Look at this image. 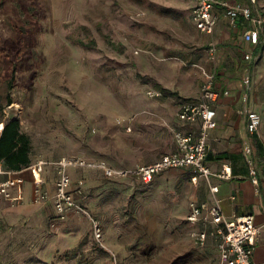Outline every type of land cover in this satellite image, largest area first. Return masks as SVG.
Masks as SVG:
<instances>
[{"label":"rangeland","instance_id":"obj_1","mask_svg":"<svg viewBox=\"0 0 264 264\" xmlns=\"http://www.w3.org/2000/svg\"><path fill=\"white\" fill-rule=\"evenodd\" d=\"M192 7V0H0V120L19 121L30 158L47 163L51 189L46 205L33 204L29 188L23 203L0 204V264H104L111 254L119 264H216L211 242L198 248L186 221L201 187L185 171L150 185L70 171L101 222L103 247L84 220H52L59 159L131 169L173 150L177 103L199 96L205 74L217 83L211 39L196 29ZM29 19L31 42L20 33ZM11 41L18 51L7 50ZM252 62L247 88L257 82L264 92V52ZM150 89L163 97L150 98Z\"/></svg>","mask_w":264,"mask_h":264},{"label":"built area","instance_id":"obj_2","mask_svg":"<svg viewBox=\"0 0 264 264\" xmlns=\"http://www.w3.org/2000/svg\"><path fill=\"white\" fill-rule=\"evenodd\" d=\"M192 2L191 20L199 32L206 35L213 34L217 23L213 9L219 5L224 12V17L231 25L239 19L249 24V28L243 33L244 42L252 46L260 43L264 29V5H261L259 0H249L247 5L227 0H192ZM217 51L216 44L210 41L207 53L212 61L216 60ZM249 59L250 55L246 54L245 60ZM246 83H248L247 79ZM148 96L159 99L163 97V94L157 90H150ZM218 97L219 94L214 89V75L205 74L199 97L193 101H182L177 112V118L180 121L188 124L198 123V133L193 135L175 130L173 132L175 151L151 164L123 169L111 167L101 160L82 158H61L55 162L54 170L57 180L54 186L53 209L57 221L65 222L72 216L84 220L89 224L94 241L103 247L101 222L89 212L85 205L87 194L83 182L78 181L77 186L71 189L70 169L96 171L110 180L131 178L143 185L150 184L157 175L165 171L187 169L191 172L192 184L197 185L200 180H204L210 194L209 202L188 204L186 221L200 227L196 229L194 243L203 247L208 236L216 238L217 264H257L252 261L259 235V228L255 224L254 217L241 215L227 219L217 196L219 189L210 182L211 178L229 179L230 168L225 167L219 172H212L206 165L209 133L216 128L214 105ZM246 118L248 134L251 136L257 134L261 127L260 116L253 111H248ZM4 124L5 120L0 121V136ZM46 167L47 163L40 156L35 157L28 167L20 171H6L0 163V176H6L4 181H0V202L15 206L22 201L19 191L23 183L21 175L24 173L29 174L33 186L32 203L40 205L49 202L50 195L43 187L45 184L43 172ZM250 174L251 183L257 186L258 179L255 172L251 171ZM104 264H119V261L115 255L111 254Z\"/></svg>","mask_w":264,"mask_h":264},{"label":"crops","instance_id":"obj_3","mask_svg":"<svg viewBox=\"0 0 264 264\" xmlns=\"http://www.w3.org/2000/svg\"><path fill=\"white\" fill-rule=\"evenodd\" d=\"M227 1L240 2L247 5L249 0ZM259 3L264 5V0H259ZM213 14L217 17L213 34L204 35L208 36L218 48L216 56V61L218 62L216 72L217 83H214V89L218 92L219 97L214 105L216 128L209 133L206 165L212 172H219L225 167L230 168L231 177L229 179L219 180L211 178L210 182L219 189L217 196L220 199L222 212L227 219L241 215H252L254 217L255 224L259 228V235L252 261L259 264L264 263V92L258 90L257 82L253 83L249 90L247 85L255 79L253 68L255 62L252 61L259 58L260 54L264 52V29L260 43L257 46H252L243 41V33L249 28L247 22L239 19L234 25H231L224 17V12L219 5L214 7ZM246 54L250 55L249 60H245ZM246 79L248 83H246ZM247 90L248 93L246 92ZM197 98L190 99V101ZM182 101L184 100L179 101L176 105V118L179 104ZM248 111L257 113L261 120L259 132L252 136L247 132L246 112ZM177 122L179 123V127L175 130H179L182 133L196 135L199 131L198 123L188 124L180 121L178 118ZM172 142L174 146L173 150L162 154L153 162L175 151L176 147L173 137ZM244 151L251 155L250 161L246 159ZM46 169L47 167L43 172L45 179L43 187L50 195L51 189H49V185L46 183ZM177 170L185 171L190 177V170L174 169L157 175L154 180L162 174ZM70 171L76 170L70 169L69 174ZM251 171H254L257 176V186L251 183ZM21 177L23 178V183L20 186L19 195L22 201L16 205L24 202L25 197L29 194V191L26 192L27 195L24 191L28 188L31 190L30 200L32 202L33 186L30 176L28 173H24ZM5 179L6 176H0V181H4ZM75 183L72 181L71 189L76 185ZM193 186L195 188L200 186L201 188L195 193L197 199L190 202L200 203L210 201L209 189L204 180H200L197 185ZM15 193L18 194V192ZM0 204L11 206L5 202H0ZM52 218L53 222L63 225L76 224L80 221L79 218L72 216L65 222H58L54 209ZM195 228L197 229L198 226H195ZM210 242L217 253L216 238L208 237L207 245ZM217 262L218 254L216 264Z\"/></svg>","mask_w":264,"mask_h":264},{"label":"trees","instance_id":"obj_4","mask_svg":"<svg viewBox=\"0 0 264 264\" xmlns=\"http://www.w3.org/2000/svg\"><path fill=\"white\" fill-rule=\"evenodd\" d=\"M35 13V11L33 12ZM30 23L24 25L21 30L22 38L24 41H30L32 39V19H29ZM9 46L6 48L9 51H18L17 44L13 41L9 42ZM93 45V42L90 43ZM12 85L8 84V88L11 89ZM32 159L30 158V142L26 135L20 132V123L18 120H5L4 129L0 136V163L6 171H20L30 165ZM200 228V227H198ZM210 237V236H208ZM214 238V237H213ZM196 245V244H195ZM206 248L207 241L203 247ZM218 254V253H217Z\"/></svg>","mask_w":264,"mask_h":264}]
</instances>
